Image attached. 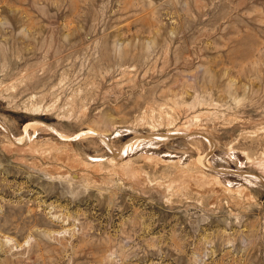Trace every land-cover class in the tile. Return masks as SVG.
Instances as JSON below:
<instances>
[{
  "label": "rangeland",
  "instance_id": "rangeland-1",
  "mask_svg": "<svg viewBox=\"0 0 264 264\" xmlns=\"http://www.w3.org/2000/svg\"><path fill=\"white\" fill-rule=\"evenodd\" d=\"M0 264H264V0H0Z\"/></svg>",
  "mask_w": 264,
  "mask_h": 264
}]
</instances>
